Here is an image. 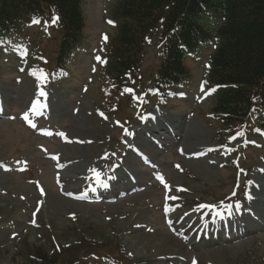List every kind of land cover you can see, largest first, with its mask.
<instances>
[{"label":"rangeland","instance_id":"obj_1","mask_svg":"<svg viewBox=\"0 0 264 264\" xmlns=\"http://www.w3.org/2000/svg\"><path fill=\"white\" fill-rule=\"evenodd\" d=\"M82 1L84 40L67 61L69 75L62 83L56 84L48 74L46 79H41L42 74L38 78L30 75L36 63V68H55L61 37L55 23L48 19L31 21L8 41L0 39V264H43L39 255L51 257L52 264H109L97 259L110 254L132 264H264V226L243 237H229L226 228H214L208 231L204 243L191 245L201 221L225 213V209L215 213L213 208L200 206L213 205L229 196L236 179L240 182L239 174L235 177L232 169L223 167L237 154L215 145V139L223 137L216 133L217 122L207 115L213 104L206 81L213 46L201 48L185 60L190 72L186 92L176 95L178 101L169 103L171 108H164L156 106L157 93L146 87L159 64L160 36L152 35L147 39L140 69V83L150 94L148 97L144 93L148 105L145 112L142 116L139 113L140 99L128 100L125 96L119 98L115 114L104 113L102 95L108 81L104 48L116 33L118 20L112 13L116 0ZM21 48L27 49L26 57L19 55ZM41 90L45 96L40 95ZM46 96V103L52 106L39 112L38 103L41 106ZM156 110L163 112L178 131L159 123L157 126L173 134L172 139H178L184 150L179 154V147L172 143L171 148L151 155L158 164L151 171L163 174L171 190L158 188L156 179L155 184L148 179L145 183L153 184L112 196L99 191L96 179L73 180L72 168H77L78 174L93 165L103 173L121 170L120 162L133 166L135 157H128L129 152L125 155L126 147L131 142L140 149L137 153L153 149L145 131L138 129L150 122ZM36 111L39 115L35 117ZM125 119L133 120L134 126L123 132L117 123L125 125ZM156 130L152 132L158 133ZM59 132H64L67 139ZM175 132L181 138L175 139ZM234 143L238 146L240 140L235 138ZM200 148L205 151H198ZM242 153L247 157L238 163L252 168L249 197H259L254 186L264 182V174L259 173H264V131L253 136L250 148ZM134 167L128 173L136 174L133 178L137 181L145 174ZM123 186L119 188L125 190ZM241 209L243 213L248 211ZM260 209H255L259 216ZM204 211L206 217L201 216ZM169 220L174 222L168 225ZM184 223L194 232L185 241L180 238L185 235L178 236L170 229Z\"/></svg>","mask_w":264,"mask_h":264},{"label":"trees","instance_id":"obj_2","mask_svg":"<svg viewBox=\"0 0 264 264\" xmlns=\"http://www.w3.org/2000/svg\"><path fill=\"white\" fill-rule=\"evenodd\" d=\"M112 13L118 24L106 45L105 73L116 93L137 80L152 35L160 36L152 78L160 92L182 85L189 76L187 55L216 39L210 59V78L219 86L214 120L232 135L248 119L264 118V0H116ZM33 17H58L56 60L63 64L83 40L82 0H0V38ZM37 258L52 264L49 256Z\"/></svg>","mask_w":264,"mask_h":264},{"label":"bare ground","instance_id":"obj_3","mask_svg":"<svg viewBox=\"0 0 264 264\" xmlns=\"http://www.w3.org/2000/svg\"><path fill=\"white\" fill-rule=\"evenodd\" d=\"M162 124V122H160L159 123V126ZM164 125V124H163ZM165 126V125H164ZM164 127L162 126V127H160L159 128V130H164L165 131V129H163ZM153 130V129H152ZM157 132H158V130H156ZM167 131H169V130H167ZM171 132V131H170ZM181 132V131H180ZM169 133V132H168ZM178 133V132H177ZM189 133V132H188ZM181 134H182V132H181ZM179 136V135H178ZM182 136V135H181ZM192 136H193V134H192ZM180 137V136H179ZM181 138V137H180ZM190 138V137H189ZM188 138V139H189ZM185 139V138H184ZM191 141V140H190ZM151 144V143H150ZM186 144H187V142H186ZM189 144V143H188ZM190 151V150H189ZM198 151H201V152H203V151H205V149L204 148H200V149H198ZM197 152L195 151V154H196ZM192 157V156H191ZM202 157V156H201ZM213 162V161H212ZM94 166V165H93ZM89 167V168H87V169H84L82 172L80 171H78V174H77V168H72V172H73V174H74V176H73V180H75V181H80V180H84V179H88L89 178V176H88V172L90 171V169H97L98 170V166H96V167ZM75 167H77V166H75ZM100 173H101V175H100V180H103L104 181V184H109V183H111V182H113V181H115V180H117V175L115 174V173H112V174H110V175H106L105 173H103L104 171H102V170H98ZM76 174H77V176H76ZM72 177V176H71ZM257 180H255V182H256ZM253 185H255V183L253 184ZM255 188H257L259 191L262 189V192H263V190H264V182L262 183H260L259 182V184L256 186H254ZM252 193V192H251ZM257 198H259V200L257 199ZM250 200H251V207H253V206H260L261 207V209H260V212L262 213L261 214V216L259 217V218H261L262 219V221L264 220V195H263V193L262 194H259V197H257V196H255V195H252L251 197H250ZM224 212V211H223ZM182 220V219H181ZM185 221V220H184ZM239 224H241V222H239ZM182 226L181 227H179L176 231L175 230H173L174 232H176L177 234H178V236L179 235H185V237L184 236H180V238L182 237L183 238V240L185 241L188 237H190L191 235H192V233H194L192 230H191V227H189L188 225H187V223H184V224H181ZM192 226H194V225H192ZM195 227V226H194ZM175 228V227H174ZM193 228V227H192ZM239 228H241V229H245V224H243V225H234V227L231 229V231H236V230H238ZM194 229V228H193ZM169 230V229H168ZM171 238V237H170ZM172 239V238H171ZM179 239V238H178ZM167 240V239H166ZM173 240V239H172ZM228 240V239H227ZM175 241V240H174ZM191 241V240H190ZM237 242V241H236ZM175 243L177 244L176 246L177 247H180V242L177 240V238H176V241H175ZM170 244V243H169ZM184 245L186 244V243H183ZM191 244V243H190ZM190 244H188V245H190ZM202 244V243H201ZM216 244V243H215ZM187 245V244H186ZM194 247L195 246H197L198 245V243H193L192 244ZM204 245V244H203ZM211 245V244H210ZM174 246V245H173ZM192 246V247H193ZM185 247V246H184ZM187 247V246H186ZM180 250V249H179ZM179 250H177V251H179ZM186 250H188V248L186 249ZM221 251V250H220ZM214 252V251H213ZM209 253V252H208ZM179 255H181V254H179ZM189 255V254H188ZM174 257H177V256H174ZM183 257V256H182ZM164 258V257H163ZM178 259H179V257H177ZM158 259H159V257H158ZM161 260V259H160ZM205 260V259H204ZM175 261H176V259H175ZM180 262V261H179ZM213 262V261H212ZM169 263V262H168ZM173 263V262H172ZM199 263V262H198ZM171 264V263H170ZM202 264V263H201Z\"/></svg>","mask_w":264,"mask_h":264},{"label":"snow or ice","instance_id":"obj_4","mask_svg":"<svg viewBox=\"0 0 264 264\" xmlns=\"http://www.w3.org/2000/svg\"><path fill=\"white\" fill-rule=\"evenodd\" d=\"M58 19V17H55V18H53V23H55L56 22V20ZM40 21L39 20H37V19H34L33 20V23H39ZM109 23H112L111 21H109ZM105 39H106V37H105ZM17 47H20V46H17ZM7 50V49H6ZM27 54H28V52H27V49L26 48H21V50H20V52H19V55L23 58V57H26L27 56ZM97 59H100L99 57H97ZM21 70H23V69H21ZM41 72H42V75H41V79H46V73H43V71L41 70ZM127 91H131L130 89H127ZM40 95L41 96H45L46 95V93L43 91V90H41L40 91ZM42 107H43V105H42ZM33 110H35V104H34V106H33ZM24 119L25 120H28V114L27 113H24ZM33 127L35 126V125H32ZM256 131H260L259 129H256ZM49 135L51 134V133H48ZM59 136H61V137H64L65 139H67V137H66V134L64 133V132H59V133H57ZM237 135H243V132H238L237 133ZM230 139H235V136H233V137H230ZM209 150H211V149H209ZM54 158H58V157H54ZM3 165L2 164H0V167H2ZM179 167V166H178ZM90 171H92L93 173H94V175H95V177H96V179H97V181H99V178H100V175H101V173L97 170V169H90ZM161 179H163L162 177H161ZM166 187H167V185H166ZM41 192H43V189H41ZM69 195H71V193H68ZM200 207H208V208H214L215 206L214 205H201ZM229 207H231V206H229ZM194 264H195V261H194Z\"/></svg>","mask_w":264,"mask_h":264}]
</instances>
